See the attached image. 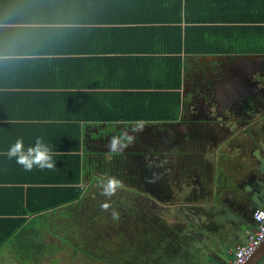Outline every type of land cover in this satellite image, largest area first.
Segmentation results:
<instances>
[{
	"label": "crops",
	"instance_id": "obj_1",
	"mask_svg": "<svg viewBox=\"0 0 264 264\" xmlns=\"http://www.w3.org/2000/svg\"><path fill=\"white\" fill-rule=\"evenodd\" d=\"M250 10V0H0V153L17 137L29 145L37 136L57 153L54 170L30 173L0 155V215L26 218L13 236H31L33 245L41 239L59 244L65 254L73 251L61 242L62 232L72 244L78 236L89 239L94 210L103 203L94 199L103 178L93 176V157L107 150L105 141L119 135L121 125L161 121L128 119V96L161 90L169 95L165 90L180 78V111L188 61L217 65L224 58L215 55L248 53L235 49V38L245 31L252 32L242 39L250 40V54L264 55L253 48L264 45V20L250 23ZM187 43L200 52L186 50ZM242 59L250 68L260 63ZM258 146L264 150L263 143ZM118 152L108 158L119 163ZM257 152L250 166L263 173L264 157ZM77 186L80 197L63 202ZM256 200L264 208V185ZM253 226L250 219L247 228ZM18 247L13 254L19 261L17 249L24 246ZM37 256L22 258L37 264ZM215 258V264L222 261Z\"/></svg>",
	"mask_w": 264,
	"mask_h": 264
},
{
	"label": "flooded vegetation",
	"instance_id": "obj_2",
	"mask_svg": "<svg viewBox=\"0 0 264 264\" xmlns=\"http://www.w3.org/2000/svg\"><path fill=\"white\" fill-rule=\"evenodd\" d=\"M239 55L232 54L217 65L197 58L193 63L188 61L181 91L184 101L177 117L164 120L168 124L157 127L121 125L118 134L127 133L134 139L119 150V163L113 156L108 158L109 140L117 134L108 136L106 152L103 150L92 159L97 166L93 176H115L123 185L117 191L120 199L109 201L111 209L106 214L104 211L103 216L111 217L114 208L121 219L132 218V211L138 208L128 206L133 202L149 204L154 213L152 221L168 219V211L174 209L178 215L172 213V219L184 223L181 235H191L194 250L213 258L208 264H215V257L219 256L215 254L214 231L213 238H209L198 229L205 226L204 218L209 219L208 206L211 209L225 204L229 211L222 215L223 225L238 223L225 242L227 256H220L222 261L217 263L225 264L236 243L244 239L252 220L250 211L258 207L253 198L264 185L260 175H264V168L260 173L250 166L255 150L264 157L263 148L258 146L264 144V89L258 90L263 100L256 106L251 104L250 91L256 78L251 79L250 64L245 66ZM256 114L262 115L256 118ZM128 193L130 196H126ZM95 216L101 215L97 212ZM263 257L255 264H264ZM103 264H108V260L104 259Z\"/></svg>",
	"mask_w": 264,
	"mask_h": 264
},
{
	"label": "rangeland",
	"instance_id": "obj_3",
	"mask_svg": "<svg viewBox=\"0 0 264 264\" xmlns=\"http://www.w3.org/2000/svg\"><path fill=\"white\" fill-rule=\"evenodd\" d=\"M236 46L235 49L248 52L243 54H250V40L240 41ZM253 48L264 50V45ZM226 179L233 181L232 177ZM126 196H130L129 193ZM94 199L95 203L98 204L106 200L100 193ZM119 199L118 193L111 198L115 201ZM133 205H137L138 208L132 211V218H119V220H113L112 216H103L104 211L96 206L94 214L99 212L101 216H94V221L88 226L91 235L89 239L87 235L78 236L77 242L72 244L73 242L67 241L66 233L59 234L61 242L68 243L73 251L69 254H65L66 249L61 248L59 244V246H54L53 243L41 239L42 243L33 245L29 241L32 240L31 236L17 238L15 235L0 247V264H25L28 259H23L22 255L27 258L29 255L36 256L37 253L36 258L39 260H36L37 264H94L95 262L103 264L104 259L108 260V264H208L212 261L211 256L203 257L194 250L192 245L195 240L191 235L188 236L191 241L188 239L187 234L186 236L181 235L183 233L182 224L184 223L179 224L172 219V213L176 217L178 215L177 211L174 209L168 211L169 218L166 214L168 218L166 220L155 218L152 221L153 217L151 216L154 213L149 208V204L143 206L138 202L128 203V206ZM159 206L157 205L158 208ZM210 207L209 205L207 208L209 219L206 220L207 218L203 217V220L207 221L209 226L205 224L203 227L198 226V229L200 228L201 234L209 238H213L211 232L214 231L213 241L215 242L214 246H217L215 254L227 256L225 242L228 240L229 233L236 230L238 223L236 222L233 226L228 227L223 225L222 215L229 211L225 204H216L211 209ZM160 211L162 212V210H159V213ZM201 214L204 215L202 211ZM143 216L145 218H142ZM194 219L195 216H192L191 220ZM191 224L195 223L191 222ZM42 226L44 230H47L46 226ZM83 228L86 230L85 224H83ZM16 245L17 247L18 245L24 246L22 250L17 249V253L19 251V261L13 254ZM26 248L31 249L30 252H25Z\"/></svg>",
	"mask_w": 264,
	"mask_h": 264
},
{
	"label": "trees",
	"instance_id": "obj_4",
	"mask_svg": "<svg viewBox=\"0 0 264 264\" xmlns=\"http://www.w3.org/2000/svg\"><path fill=\"white\" fill-rule=\"evenodd\" d=\"M263 1V2H262ZM250 18H248L251 22H259L261 20H264L263 16H260V12H264V0H250ZM242 19V18H241ZM240 29H246L241 27ZM251 30V27L249 28ZM240 36L236 37L237 41H242V39L246 36L250 38L252 32L246 34L245 32H239ZM246 34L244 37L243 35ZM219 51H230L233 50L231 47H221L218 48ZM217 49V50H218ZM186 50L191 51V52H200V48L195 46V45H189L188 43L186 44ZM212 51H215L213 48ZM178 61V59H177ZM177 71L180 75V65L177 62ZM180 77V76H179ZM180 86V78L177 80L176 84H174V89L172 90H165V92H168L169 95H164V91H157L153 93L149 92H139V93H133L131 94L132 96H128L125 104H126V109L128 110V119L131 117H139V119H147V120H169V119H174L178 115L179 111V104H180V92L178 90ZM171 88V87H170ZM151 92V91H150ZM135 112L137 113L134 115H129V113ZM78 161H79V156H78ZM79 173H80V168H79ZM75 191L74 193L71 194V196H68L63 199V202L66 201H72L80 197L82 189L77 186L74 188ZM66 200V201H65ZM57 204V203H54ZM40 209L36 208H29L25 209L24 211H36ZM23 210L21 212H24ZM11 214H16L14 212H11L9 214L5 215H0V247L8 240L10 239L15 232L23 226V224L26 222V218L23 216H16V215H11ZM22 214V213H21ZM24 214V213H23Z\"/></svg>",
	"mask_w": 264,
	"mask_h": 264
},
{
	"label": "clouds",
	"instance_id": "obj_5",
	"mask_svg": "<svg viewBox=\"0 0 264 264\" xmlns=\"http://www.w3.org/2000/svg\"><path fill=\"white\" fill-rule=\"evenodd\" d=\"M133 137L127 133H121L119 136H113L109 140L108 148L111 153H116L119 150L127 147L128 144L133 142ZM126 140L127 143H122ZM0 155L5 156L8 160L14 161L15 164L20 166L25 172H32L33 169L38 170H54L56 168V161L54 156L57 153L53 150V146L47 143L43 136H37L34 143L25 145L23 137H17L15 141L10 144L7 150ZM100 195L106 198L105 202L101 204L103 211H108L111 208L109 201L117 193V190L122 188V181L115 176H108L98 182ZM250 190V189H249ZM254 203H258L256 198H253ZM113 220H119V212L114 208L111 211ZM257 221H264V210H257L254 213Z\"/></svg>",
	"mask_w": 264,
	"mask_h": 264
},
{
	"label": "water",
	"instance_id": "obj_6",
	"mask_svg": "<svg viewBox=\"0 0 264 264\" xmlns=\"http://www.w3.org/2000/svg\"><path fill=\"white\" fill-rule=\"evenodd\" d=\"M230 57L229 54H219L215 55L213 57L215 58H227ZM228 57V58H229ZM240 58L246 57L247 59H260V63L255 68H250V77L251 79L256 78V83H254L252 90L250 91V102L251 104H255V106L263 100V96L258 94V90H263L264 88V55H253V54H241L239 55ZM225 61V59L223 60ZM256 73H260L256 75ZM184 86V83H182ZM183 99L181 102V107L183 106ZM262 114H256L255 117H259ZM137 125L142 126H159V125H167L168 122L166 121H160V122H137L135 123ZM264 256V239L263 241L256 247V249L253 251V253L248 257V259L244 262V264H255L261 260V258Z\"/></svg>",
	"mask_w": 264,
	"mask_h": 264
},
{
	"label": "built area",
	"instance_id": "obj_7",
	"mask_svg": "<svg viewBox=\"0 0 264 264\" xmlns=\"http://www.w3.org/2000/svg\"><path fill=\"white\" fill-rule=\"evenodd\" d=\"M258 209L264 210V208L258 207L252 211L251 218L254 226L245 229L244 239L236 243L225 264H244L256 247L263 241L264 221H257L254 217V213Z\"/></svg>",
	"mask_w": 264,
	"mask_h": 264
}]
</instances>
